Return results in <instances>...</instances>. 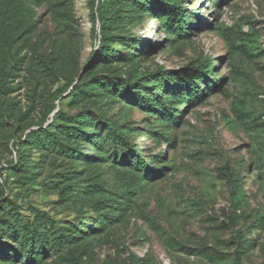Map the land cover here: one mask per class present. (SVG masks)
I'll return each mask as SVG.
<instances>
[{"label": "rangeland", "instance_id": "374dc122", "mask_svg": "<svg viewBox=\"0 0 264 264\" xmlns=\"http://www.w3.org/2000/svg\"><path fill=\"white\" fill-rule=\"evenodd\" d=\"M98 1L0 0V264H264V0Z\"/></svg>", "mask_w": 264, "mask_h": 264}, {"label": "trees", "instance_id": "16d2710c", "mask_svg": "<svg viewBox=\"0 0 264 264\" xmlns=\"http://www.w3.org/2000/svg\"><path fill=\"white\" fill-rule=\"evenodd\" d=\"M159 5L163 7L164 9V19L166 24L171 25V26H175L177 28H179V30H181L184 33L186 32V28H187V22L185 20V15L183 13V10L180 6V2L181 0H158ZM96 15L99 16V25H100V32L104 33L107 29V25L109 23V18L106 16V8L105 5L103 4L102 1H98V5H97V9H96ZM214 63L211 61H204L200 64V69L197 71H194L191 75L193 79H200L202 78L205 73H210L212 71H214ZM204 72V73H203ZM162 78H166V76L164 74H160ZM130 88V87H129ZM132 92H134L137 97L139 98L138 101H140L141 103H150V97H148L147 95L141 96L142 90L141 89H147L146 87H131ZM61 93L59 91L53 93L51 95L53 99L55 97L60 96ZM48 115L46 114L45 116V120H47ZM110 132L112 131V134L117 135V131L114 127H110L109 128ZM39 134L36 133L35 135ZM119 138L122 139V136H119ZM125 145H127L128 147L131 146V144H129V142L127 140H124ZM138 162V160H137ZM140 165L141 168H144V164L138 163Z\"/></svg>", "mask_w": 264, "mask_h": 264}]
</instances>
